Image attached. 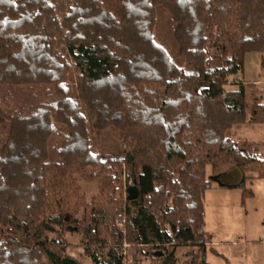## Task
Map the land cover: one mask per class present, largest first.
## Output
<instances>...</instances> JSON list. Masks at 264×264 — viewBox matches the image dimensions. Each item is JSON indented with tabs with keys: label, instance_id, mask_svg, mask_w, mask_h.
Instances as JSON below:
<instances>
[{
	"label": "trees",
	"instance_id": "1",
	"mask_svg": "<svg viewBox=\"0 0 264 264\" xmlns=\"http://www.w3.org/2000/svg\"><path fill=\"white\" fill-rule=\"evenodd\" d=\"M263 52L264 0H0V264H82L66 233L89 264H126L124 244L129 264H207L206 171L264 181L258 146L227 135L264 124L240 79Z\"/></svg>",
	"mask_w": 264,
	"mask_h": 264
},
{
	"label": "rangeland",
	"instance_id": "2",
	"mask_svg": "<svg viewBox=\"0 0 264 264\" xmlns=\"http://www.w3.org/2000/svg\"><path fill=\"white\" fill-rule=\"evenodd\" d=\"M170 25L168 16L162 17L154 35L159 44L173 53ZM263 127L264 124H239L233 126L227 135L234 141H247L259 148L258 143L264 141ZM206 176L211 180L203 195V232L207 242L204 257L207 264H264V181L254 178L244 180L233 168L217 179H211L209 170ZM80 188L87 198L98 192L95 182H80ZM122 192L125 197L126 192ZM81 215L80 210L79 217ZM64 240L70 246L67 249L69 255L82 264H89L73 235L66 233ZM126 249V264H129L131 250ZM183 253L184 249L176 250L178 264H189ZM139 264L151 262L142 258Z\"/></svg>",
	"mask_w": 264,
	"mask_h": 264
},
{
	"label": "crops",
	"instance_id": "3",
	"mask_svg": "<svg viewBox=\"0 0 264 264\" xmlns=\"http://www.w3.org/2000/svg\"><path fill=\"white\" fill-rule=\"evenodd\" d=\"M240 79L244 83L257 86L258 91L263 93L262 90H264V52L248 54L245 57L243 72L240 76ZM262 142L258 143L259 151L264 155V141ZM236 171L239 173L240 176H242L238 169H236Z\"/></svg>",
	"mask_w": 264,
	"mask_h": 264
},
{
	"label": "water",
	"instance_id": "4",
	"mask_svg": "<svg viewBox=\"0 0 264 264\" xmlns=\"http://www.w3.org/2000/svg\"><path fill=\"white\" fill-rule=\"evenodd\" d=\"M127 201H134L138 197V190L135 185H129L126 189ZM146 257L162 258L164 257V251L162 250H147L145 252Z\"/></svg>",
	"mask_w": 264,
	"mask_h": 264
},
{
	"label": "built area",
	"instance_id": "5",
	"mask_svg": "<svg viewBox=\"0 0 264 264\" xmlns=\"http://www.w3.org/2000/svg\"><path fill=\"white\" fill-rule=\"evenodd\" d=\"M117 226H118L119 229H122V224H121L120 222L117 223ZM123 247H124V248H128V245H127V244H124ZM123 254L126 256V252H123Z\"/></svg>",
	"mask_w": 264,
	"mask_h": 264
}]
</instances>
